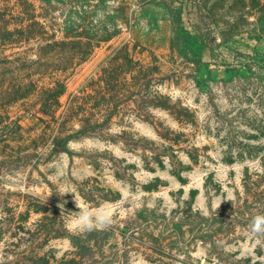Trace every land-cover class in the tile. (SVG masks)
<instances>
[{
  "label": "rangeland",
  "instance_id": "1",
  "mask_svg": "<svg viewBox=\"0 0 264 264\" xmlns=\"http://www.w3.org/2000/svg\"><path fill=\"white\" fill-rule=\"evenodd\" d=\"M122 49L141 86L104 85ZM259 214L264 0H0V264H264Z\"/></svg>",
  "mask_w": 264,
  "mask_h": 264
},
{
  "label": "trees",
  "instance_id": "2",
  "mask_svg": "<svg viewBox=\"0 0 264 264\" xmlns=\"http://www.w3.org/2000/svg\"><path fill=\"white\" fill-rule=\"evenodd\" d=\"M175 26H174V30L178 31V38L171 40V47L175 48V45L177 46L180 43H183V48L184 50H186L187 52H190V54L194 57V61L193 65L199 66L200 62V55H199V51L204 48L206 45L199 41L198 39H196L194 36H192L190 34V32L185 29L182 25H181V21L178 18H175ZM96 36V34L94 35ZM93 36V37H94ZM99 37V36H98ZM108 37L104 36L103 38H101L102 40H106ZM181 39V40H179ZM100 39L98 38L96 41H99ZM187 45V46H186ZM122 56L120 57L119 55H116L113 59H112V66H107L106 68L103 69V80H104V85H111L113 86V79L114 82L117 81L118 76L120 74V71L123 70L124 72H129L132 73L131 78L132 80H134L139 86H141V83H138V81H140L141 79L145 80L146 76H147V71H149L152 68H148V67H144L142 64H138L137 62H134L132 60V58L130 56H128L127 52L124 51V49L119 51ZM71 58V57H70ZM68 58V59H70ZM70 62V61H69ZM156 68V67H155ZM125 69V70H124ZM58 88V90L56 91V89ZM56 89L52 90L47 97H44L41 101V112L43 113H49L51 111V108L54 106V104H57V97L63 92V85L62 84H57L56 85ZM58 105V104H57ZM83 131V130H81ZM80 131V132H81ZM73 134H64L63 136H54L52 138V150L53 151H57L60 149L65 150V145L68 142V140L73 137ZM224 213H221L218 216H224ZM217 214H214L212 219H218V217H216Z\"/></svg>",
  "mask_w": 264,
  "mask_h": 264
},
{
  "label": "clouds",
  "instance_id": "3",
  "mask_svg": "<svg viewBox=\"0 0 264 264\" xmlns=\"http://www.w3.org/2000/svg\"><path fill=\"white\" fill-rule=\"evenodd\" d=\"M65 193H72V192L70 189H65L63 194ZM76 205L79 211L70 214L75 216V223L77 224L78 228L91 231L93 230V228L96 227H100V228L108 227L112 223L111 216L106 209L100 208L93 211L89 208L82 207L77 201H76ZM251 228L252 231L255 233H264V214H259L253 217Z\"/></svg>",
  "mask_w": 264,
  "mask_h": 264
}]
</instances>
